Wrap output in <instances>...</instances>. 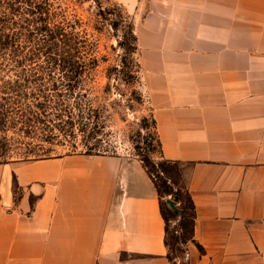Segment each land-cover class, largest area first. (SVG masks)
<instances>
[{
    "label": "crops",
    "instance_id": "1",
    "mask_svg": "<svg viewBox=\"0 0 264 264\" xmlns=\"http://www.w3.org/2000/svg\"><path fill=\"white\" fill-rule=\"evenodd\" d=\"M161 156L185 168V264H264V0H120ZM0 264H181L142 162L0 164Z\"/></svg>",
    "mask_w": 264,
    "mask_h": 264
},
{
    "label": "trees",
    "instance_id": "2",
    "mask_svg": "<svg viewBox=\"0 0 264 264\" xmlns=\"http://www.w3.org/2000/svg\"><path fill=\"white\" fill-rule=\"evenodd\" d=\"M1 14L0 58L10 56L14 63L9 80L0 76V133L16 136L17 157L11 161L94 155L91 142L101 119L94 106V73L102 60L95 55L94 34L64 0H0ZM115 17L112 28L136 44L133 25L120 8ZM79 137L85 153L76 152ZM54 145L68 152L47 156ZM157 145L161 156L158 138ZM140 161L148 172L146 159Z\"/></svg>",
    "mask_w": 264,
    "mask_h": 264
},
{
    "label": "rangeland",
    "instance_id": "3",
    "mask_svg": "<svg viewBox=\"0 0 264 264\" xmlns=\"http://www.w3.org/2000/svg\"><path fill=\"white\" fill-rule=\"evenodd\" d=\"M64 1L86 25L88 33L94 34L95 55L102 59L94 73V106L101 119L94 129L98 133L91 142L94 143L91 153L146 159L148 173L161 198L168 257L185 264L186 245L192 243V206L185 187V168L161 158L151 109L140 81L138 49L129 35L123 38L122 29L112 28L119 8L126 17V23L131 24L132 19L120 0ZM9 58H0V65L4 66L0 69V76L6 80L13 74L11 67L14 63ZM76 145L77 153H85L80 137ZM15 146L13 131L0 133V162L17 157ZM67 150L66 146L54 145L46 154L57 156L67 153Z\"/></svg>",
    "mask_w": 264,
    "mask_h": 264
}]
</instances>
